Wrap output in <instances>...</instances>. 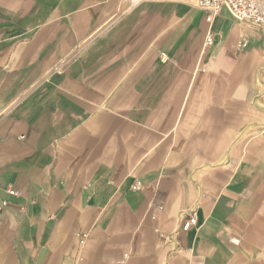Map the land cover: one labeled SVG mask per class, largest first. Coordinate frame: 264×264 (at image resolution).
Listing matches in <instances>:
<instances>
[{
    "label": "crops",
    "instance_id": "0c3cea01",
    "mask_svg": "<svg viewBox=\"0 0 264 264\" xmlns=\"http://www.w3.org/2000/svg\"><path fill=\"white\" fill-rule=\"evenodd\" d=\"M184 1L0 0V264H262L264 30Z\"/></svg>",
    "mask_w": 264,
    "mask_h": 264
},
{
    "label": "built area",
    "instance_id": "2783aa9c",
    "mask_svg": "<svg viewBox=\"0 0 264 264\" xmlns=\"http://www.w3.org/2000/svg\"><path fill=\"white\" fill-rule=\"evenodd\" d=\"M196 2L198 8L206 11V20L210 24L204 43L206 47H210L214 44L213 25L223 9H226L235 20L247 22L264 30V0H196ZM246 45L247 43L243 42L240 47L245 48ZM133 189L140 190L141 182H136ZM9 194L12 196L18 195L15 190H10ZM197 221L196 215L193 214L184 222L182 229L184 231H189L196 226ZM262 264H264V257L262 259Z\"/></svg>",
    "mask_w": 264,
    "mask_h": 264
},
{
    "label": "bare ground",
    "instance_id": "6f19581e",
    "mask_svg": "<svg viewBox=\"0 0 264 264\" xmlns=\"http://www.w3.org/2000/svg\"><path fill=\"white\" fill-rule=\"evenodd\" d=\"M155 1H157V0H155ZM159 1H163V2H167L166 0H159ZM173 1V0H172ZM144 2H148V0H132V7H137V6H139V5H141V4H143Z\"/></svg>",
    "mask_w": 264,
    "mask_h": 264
},
{
    "label": "rangeland",
    "instance_id": "374dc122",
    "mask_svg": "<svg viewBox=\"0 0 264 264\" xmlns=\"http://www.w3.org/2000/svg\"><path fill=\"white\" fill-rule=\"evenodd\" d=\"M148 1H155V0H148ZM157 1H159V0H157ZM179 2H187V1L179 0ZM195 6H197V2H196V0H195Z\"/></svg>",
    "mask_w": 264,
    "mask_h": 264
}]
</instances>
